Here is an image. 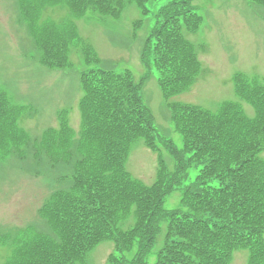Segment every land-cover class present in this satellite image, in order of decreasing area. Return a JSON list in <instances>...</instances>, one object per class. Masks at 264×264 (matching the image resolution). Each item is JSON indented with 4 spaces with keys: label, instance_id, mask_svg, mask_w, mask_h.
<instances>
[{
    "label": "trees",
    "instance_id": "1",
    "mask_svg": "<svg viewBox=\"0 0 264 264\" xmlns=\"http://www.w3.org/2000/svg\"><path fill=\"white\" fill-rule=\"evenodd\" d=\"M148 1L18 0V6L42 63L64 68L73 51L87 62L97 60L78 32L77 19L90 11L118 18L129 3L146 17ZM246 1L264 6V0ZM56 6L68 8L70 16L43 20L44 11ZM202 22L192 0H173L156 14L144 43L146 73L140 80L130 71L83 72L78 140L64 116L59 129L32 139L18 124L24 112L0 93V160L15 152L36 164L47 160V169L59 174L53 177L58 188L39 210L42 228L29 226L0 243L11 251L3 264H75L106 240L116 250L110 264H147L159 244L156 264H231L239 249L248 250V264H264V81L234 76L237 94L255 109L251 118L236 103L212 112L173 101L201 75L203 46L189 36ZM152 72L183 138L182 148L157 132L142 98ZM137 141L158 155L152 185L126 169ZM163 151L172 156V170ZM37 169L44 170L42 165ZM192 170L198 171L193 181ZM177 190H182L181 206L166 209L165 199Z\"/></svg>",
    "mask_w": 264,
    "mask_h": 264
},
{
    "label": "rangeland",
    "instance_id": "2",
    "mask_svg": "<svg viewBox=\"0 0 264 264\" xmlns=\"http://www.w3.org/2000/svg\"><path fill=\"white\" fill-rule=\"evenodd\" d=\"M172 1L149 0L146 17L134 4L125 6L118 18L90 11L87 17L77 21V26L99 61L87 65L74 54L73 66L50 68L41 64L39 50L21 21L17 0H0V92L12 104L25 107L20 120L23 129L38 137L45 130L58 127V114L66 110L71 127L78 131L79 102L83 95L81 71L94 68L130 71L135 80H140L146 72L141 62L144 43L154 26L156 14ZM192 5L203 18L201 29L192 37L194 43L206 45L200 54L203 72L187 93L173 101L180 100L207 110H216L223 103L234 101L246 107L247 114L252 117L254 110L237 97L233 78L242 74L264 81V6L246 0H192ZM68 12V8L56 6L49 9L43 19L60 22L68 17ZM138 20L143 21L136 28ZM151 77L143 86V100L152 110L157 132L182 148L183 138L173 128L158 75L152 72ZM168 158L172 161L170 156ZM48 164L47 160L41 164H36L32 158L20 160L15 152L0 160L1 234L15 235L29 226L42 228L39 208L58 188L51 179ZM41 165L44 170L37 169ZM157 166L156 154L142 142L134 146L127 164L134 177L152 184ZM195 175L196 171L192 170L191 178ZM180 199L181 192H174L166 198L165 208H178ZM156 249L157 246L148 255L147 264H156ZM114 251V243L106 240L87 254L85 263L76 264H110L108 257ZM10 254V249L1 246L0 264ZM247 259L248 251L244 250L235 255L233 264H247Z\"/></svg>",
    "mask_w": 264,
    "mask_h": 264
}]
</instances>
